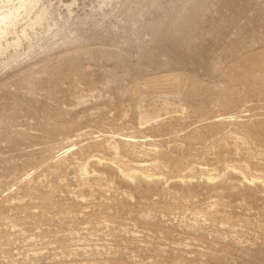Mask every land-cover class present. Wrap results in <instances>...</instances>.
I'll list each match as a JSON object with an SVG mask.
<instances>
[{"label":"rangeland","instance_id":"374dc122","mask_svg":"<svg viewBox=\"0 0 264 264\" xmlns=\"http://www.w3.org/2000/svg\"><path fill=\"white\" fill-rule=\"evenodd\" d=\"M43 2L0 68V264H264V0ZM139 161L175 195L105 171Z\"/></svg>","mask_w":264,"mask_h":264},{"label":"bare ground","instance_id":"6f19581e","mask_svg":"<svg viewBox=\"0 0 264 264\" xmlns=\"http://www.w3.org/2000/svg\"><path fill=\"white\" fill-rule=\"evenodd\" d=\"M43 1L44 0H0V68L3 67L5 69L13 63H18L22 58V47L25 43L30 45L31 41L36 37L37 28L44 26L48 22L50 18L49 8ZM28 49L31 50L30 48ZM163 109L165 112L169 113L171 104L164 101ZM140 115L143 123L149 122L158 116L157 111L146 109L141 110ZM229 118L233 119L234 116L230 115ZM148 139L132 135L120 136L111 133L108 146L116 156L120 155L122 149L133 151L134 153L136 152L135 154L141 155L143 152L138 151H143L148 146L154 147L151 144H147L152 142ZM72 146H74V148ZM77 146L78 145L74 143L71 147L69 146L63 150V152L60 151L62 153L58 154L59 159L57 162H64L78 155L81 150ZM98 162L102 164V161L99 160ZM132 163L133 164L130 163L126 168L115 163L108 164L105 171L106 173L110 172L116 175L123 183L131 187L137 193L144 195L153 192L154 194H160L162 196L175 195L168 187L163 186L168 180L164 178L162 174L152 173L150 169L151 166H148L146 162L139 161ZM81 171L84 177L90 174L87 170V166H84ZM206 176L209 182L220 179V176L216 174H206ZM27 178H29V176ZM244 179L249 183L262 180L261 178H249L247 176H244ZM142 216L145 217L146 215Z\"/></svg>","mask_w":264,"mask_h":264}]
</instances>
